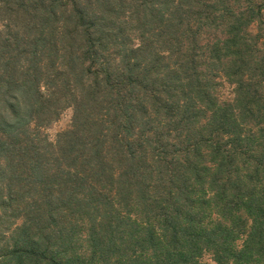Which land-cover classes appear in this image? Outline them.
I'll list each match as a JSON object with an SVG mask.
<instances>
[{
  "label": "trees",
  "instance_id": "obj_1",
  "mask_svg": "<svg viewBox=\"0 0 264 264\" xmlns=\"http://www.w3.org/2000/svg\"><path fill=\"white\" fill-rule=\"evenodd\" d=\"M239 2L0 0L12 115L73 110L53 144L0 133V264H264V15Z\"/></svg>",
  "mask_w": 264,
  "mask_h": 264
},
{
  "label": "rangeland",
  "instance_id": "obj_2",
  "mask_svg": "<svg viewBox=\"0 0 264 264\" xmlns=\"http://www.w3.org/2000/svg\"><path fill=\"white\" fill-rule=\"evenodd\" d=\"M256 6L260 7L264 15V2L262 0H254ZM246 0H240L239 3L235 4L234 7L238 10H243L247 8ZM6 24L0 18V31L5 32L7 29L4 28ZM248 33L252 36H262L264 42V17L261 23L253 24L248 28ZM213 38L212 33H208L205 40ZM264 55V50L261 52ZM211 94L213 98L219 104L222 103H232L234 99V86L230 84L221 74L215 72L211 73ZM17 93L13 91L10 95H5L4 87H0V133L8 134L6 135L9 139H30L37 141L41 146H45L46 143H55L58 136L64 132H67L72 124L73 110L71 107H65L61 111L58 119L52 121L48 125L36 127L33 124H29L26 117L22 118V115L19 113L18 116L12 115V109L10 107H16L10 96H14ZM10 104V105H9ZM7 125H11L10 128H6ZM5 130V131H4ZM8 221H5L4 228L8 227ZM11 228H14L11 226ZM243 240V237H241ZM241 240L238 242V245L241 244ZM199 264H215L210 256L206 253L199 259Z\"/></svg>",
  "mask_w": 264,
  "mask_h": 264
}]
</instances>
